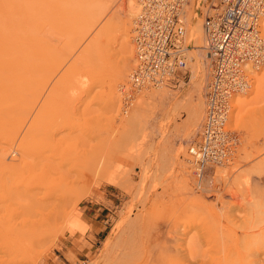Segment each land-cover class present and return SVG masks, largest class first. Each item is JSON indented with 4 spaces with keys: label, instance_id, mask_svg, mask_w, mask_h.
Masks as SVG:
<instances>
[{
    "label": "rangeland",
    "instance_id": "rangeland-1",
    "mask_svg": "<svg viewBox=\"0 0 264 264\" xmlns=\"http://www.w3.org/2000/svg\"><path fill=\"white\" fill-rule=\"evenodd\" d=\"M190 2L186 5L187 32L184 42L187 45L188 73L180 82L150 87L138 95L134 92L130 100L122 101L119 85L128 79L135 63L132 41L134 17L129 28L131 65L126 72L122 71L118 78L115 77L113 83L115 60L123 54L118 45L113 44V38L120 34L122 23L119 16L114 15V24L107 23L108 31L113 32L107 34V38L104 36L102 42L112 46L108 60L114 62L103 60L100 65L82 72L80 77L71 72L73 78L66 79L64 76L62 82L53 88L57 94L49 95L44 102L45 112L49 113L52 108L54 114L51 112L50 122L58 121L64 129L47 143L51 148L48 151L51 154L47 153V156L51 159L44 157L26 168L27 173L35 176L43 174L46 182L42 193H50L52 197L62 194L66 203L58 211L46 212L45 221L41 218V208L31 205L23 208L17 204L21 211L17 217L21 221H18L19 225L24 227V220L26 223L32 221L35 231L41 230V239L36 244L22 246L13 241L15 232L22 228H18L19 225L3 227L4 218L10 215L15 200L0 203V264H130L133 259L144 260L145 255L151 252L156 255L150 254L146 258L157 260L160 257L168 263L172 246L179 243L177 246H183L186 252V241L190 246L188 240L197 237L196 248L202 250L196 249V256L199 258L200 253V258L206 255L208 257L204 259H211L207 264H212V261L218 260V255L223 257V253H228L223 251L222 246L237 241V237L231 234L228 238L227 227L232 226L230 231L259 232L261 236L254 233L255 236H246L244 242L238 238L235 244L239 250L255 244L256 250L264 255V227L256 226L262 219L260 217L264 218V91L258 93L256 90L257 72L251 74L250 88L245 93L235 94L231 100V118L236 113L232 107L236 96L245 98L247 103L242 107L245 113L241 110L238 114L241 116L239 121L230 120L229 115V128L235 129L240 136L234 159L218 167L216 173L213 170L208 172L204 177V180L209 179L205 189L196 186L188 162L187 146L202 121L206 85L211 72L205 36L204 42L200 43L189 35L193 18L199 20L203 32V15L200 12L203 0L194 5ZM0 3L2 19L6 16L15 21L19 17L21 20L18 18L17 21L22 24L34 19L31 13L33 0H0ZM29 25L20 29V34L28 30L27 37L32 40L29 38L32 37ZM17 42L20 43V39ZM193 52L201 56L204 64L202 88L197 87L194 79ZM161 94L164 95L162 102L159 98ZM191 101L201 108L199 120L193 126L189 120ZM28 105L30 111L26 113L35 110L38 102L34 99L28 101ZM168 111L172 113L171 118L167 117ZM65 164L76 167L79 175L73 172V168L71 175L74 176L57 174L56 168H65ZM4 178L5 175L0 181V188ZM231 211V217L237 216L234 222L227 215ZM225 212L226 215L223 214ZM252 226L256 230H250ZM256 236L260 237L256 241L258 243L250 241ZM255 248H252L253 253ZM220 250L223 253L217 254ZM245 251L242 252L247 255L244 254L245 260L255 258L253 253L250 256ZM248 255L249 258H246Z\"/></svg>",
    "mask_w": 264,
    "mask_h": 264
},
{
    "label": "bare ground",
    "instance_id": "bare-ground-1",
    "mask_svg": "<svg viewBox=\"0 0 264 264\" xmlns=\"http://www.w3.org/2000/svg\"><path fill=\"white\" fill-rule=\"evenodd\" d=\"M135 1L125 0L123 2L122 0L121 1L120 0H33L31 13L34 15V19L31 18L32 20H30V23L22 24L21 22H18L17 20L20 19L19 17H18L19 19L17 18V20L15 21L10 17L9 19H7L6 16L4 15H3L4 19L0 17V33L6 34V35H0V181H3L2 176L5 175L4 184L3 185L1 184L2 187L0 188V203H3L7 200H12V199L15 200L11 208L10 215L4 218V222H3L4 228L16 227L19 225V222H21L17 218L20 216V212H21L17 204H20V206H22L23 208H25L28 205L41 208L40 209L41 218L42 220L45 221L47 219L44 217L46 212L50 213L52 210L58 211L61 205L63 203H66V199L62 194H60L61 196L52 197L53 195L51 196L50 193L47 192L42 193L44 183L46 182L44 181L43 174H39L35 176L30 172L27 173L26 167L28 165H32L34 162H37L44 157H47L46 159L50 158V157L48 158L47 153L51 154V152H48L51 148L47 145V143L52 138H54L56 134L58 135V133L62 128L64 129V127H61L60 124H58V121H55V123H53L54 120L53 122H50V118L52 120V117L50 116L52 112V108H50L49 113L45 112L46 108L44 106V102L47 100L49 95L50 96L55 95L56 91L55 89L53 90V88L56 86V84H59L60 81L62 82L64 76L66 77V79L67 78L70 79L71 77L73 78L74 75L80 77L82 72L88 70L90 67H93L94 65L97 64L100 65L101 61L103 62V60H106L109 63L114 62L108 60L109 54L111 55L110 48L112 46L110 45V43H108L107 45L104 43L102 44L104 36L107 38V34L113 32V30L110 32L108 31L107 23L110 25L114 24L113 23L114 15H118L120 20H122V23H121L120 32L118 31L119 29H117V31L120 34L117 38L114 37L115 40L113 38V44L115 46L118 45L120 52L123 54L120 57V59L115 60L116 65L113 68H115L116 71L113 74L112 82L113 83L115 82L114 81L115 77L118 78L119 74H121L122 71L126 72L130 68L132 55H131V45L129 39V28L131 26V19L136 14L134 11L135 10L137 11L136 8L138 7L137 2ZM199 2L200 0H191L190 4L194 5ZM21 18L23 19V17ZM193 19L194 20L191 27V32L189 31L190 32L189 35L194 38H197L198 42L203 43L205 36L203 35L204 31L202 32L201 24L198 22L199 20L197 18H193ZM29 24L31 25V28L29 27L28 29L30 31L32 30V37L29 38H31L32 40H29L27 37L28 30L27 32L25 31L26 33L23 31L24 34H20L23 29L28 27ZM261 29L264 32V17L262 18L261 21ZM10 34L17 37H12ZM18 35H25V36L20 37ZM18 39H20V43L17 42ZM116 40H118V42H116ZM132 41L134 44L133 51H134L135 63L133 68L128 74V79L124 83H121L119 85L120 92L122 93L123 96L122 101L124 100L126 102L130 100L131 94L134 92L137 94L140 93V91H143L144 89L150 87H159L168 82L165 80V82L153 81L147 85L146 84L140 86L132 85V82H130V76L132 70L134 69L137 63L136 61L137 57L135 53L136 37L134 36V33H132ZM207 58H209V55ZM249 63L250 62L245 63L246 68H248L251 65ZM192 67L194 68L193 70L194 79L197 84V87L202 88V84H203L202 81L204 80L203 79L204 64L201 59V56L198 53H194V52L192 53ZM250 71H252L250 75L254 72L258 73L256 74L258 75L256 80L257 81L256 90L258 91V93L264 91V64L254 67V69H250ZM210 77H211V72L208 82L210 80ZM251 84L252 81L250 80L249 85L247 87L238 90L236 93L232 95V97L240 92L245 93L247 89L250 88ZM28 88H31V90ZM159 98L161 99L162 102L164 95L161 94ZM34 99L35 101L38 102V105L35 107V110L26 113V111H30L28 110L29 109L28 101H33ZM192 102L193 101H191L189 120L193 126L199 120L201 108L196 107V105ZM245 103H246L245 98L236 96V98L232 101V107L233 110L236 109L235 110L236 113H234V115L232 114V118H231L230 115L231 107L228 113L226 127L230 130H233L236 138L238 137L237 138L238 143L240 140L239 133L235 129H231L228 126L229 115H230V120L233 119L236 122L239 121V117L241 118V116H238V114L241 113L240 111L242 110V107L244 106ZM245 109L247 110V108ZM243 113H245V110L243 111ZM171 114L172 113L168 111L167 117L171 118L172 116ZM204 114H205V101H204L203 116ZM63 121L64 120H62L61 122L63 123ZM202 121H203V117H202ZM189 161L190 160L188 154V162ZM227 164H229V162L226 163L225 165ZM190 165L192 167L191 171L194 175L196 186L198 188L204 187L202 189H205L206 183L208 182L209 179L204 180L203 178L200 177L197 178V175L195 174V170L192 164ZM72 168L73 165L66 166L65 164V168L57 167L55 172L62 177H70V176H74L71 175ZM217 168L218 167H214L212 169L214 173H216ZM73 172H76V175H79V171L76 167L73 168ZM232 205L233 204H231V207ZM232 208H229V210L230 209L232 210ZM252 211L254 212V210ZM227 212L223 214L226 215ZM232 212L233 211H231L230 215L229 214L227 215L228 218L230 220H233L234 222L237 216L235 218L231 217ZM256 214L258 213H256L255 210V215ZM233 215L235 216V214ZM254 218L253 220L258 221V219H254ZM260 218L262 219H259L260 222L256 224V226L259 225L260 227L261 226L264 227V218L262 216ZM227 222L230 224L228 220ZM24 223H25L24 227L21 224L19 225L18 228H22V230L15 232L13 236V241L21 246L36 244L35 242L41 239L40 237L41 230L37 229V231H35L32 221L26 223L24 220ZM232 227H227L229 228V231H227L228 229L226 230L227 234H229L228 238L231 237L230 236L231 234L232 236L237 237L236 238L237 241L241 239V241L243 240L244 242L246 236H250L251 234L255 236L254 233H256V235L258 234V236L260 235V233L257 231L251 234L248 233L247 230H246L247 233H244L243 231L242 232L238 231L239 232L238 233L235 230L230 231L233 229ZM252 227L253 228H249V229L250 230L254 229L255 226ZM221 230L223 231V229ZM258 236H256V238L254 239L252 237V240L250 241L255 240L256 242L257 240H260V237L258 239ZM212 237H214V235ZM197 238L196 239L192 238L188 240L191 242L190 246H188L189 243L186 241V243L188 244L187 245L185 243L186 246L188 247L184 245L186 249L188 248V251L186 250V252L184 251V248H182L183 246L182 247L177 246V244L179 243H176L174 246H172V248L170 249L171 258L169 259L168 263L166 259H161L160 257H159L160 260H158L159 259L158 257L157 260L151 259L152 257L146 258L147 255L154 254L150 250L149 251L151 253L147 254L148 252L147 250V252L145 253L147 255H145V259L143 258L144 260H138V258L137 259L132 258L133 260L130 261V264H207V262H209V260L211 259L209 258L208 260L204 259L208 257L205 255L206 252L202 253L203 255H205L202 258H200L201 257L200 252H199L200 253L199 258L198 256H196L197 254L196 249L200 248V247L196 248V246L198 245ZM233 240H231V242ZM228 241H230V239ZM263 241L264 238L262 239V242ZM236 242L233 241L234 244L231 243L232 245H229L230 243L226 242L229 246L224 245L222 247H223V251H226L228 253L224 254L220 250V252L217 254L223 253V257H220L218 255L217 256L218 260L212 261L213 262L212 264H247V263L263 264L264 263V255L263 254L261 255V253H259V249L258 251L256 250V248L254 247L255 244H252L250 246L251 249L250 247L248 249L242 247L243 250H239L237 244H235ZM243 242L239 241V243L241 244ZM248 242L249 240L247 241V243ZM218 243L220 244L221 242ZM247 245L249 246L250 244ZM252 248H255L256 251L255 253H253L254 249ZM201 250L199 249V251ZM244 250H246L245 252L249 255L253 253L252 257L254 256L255 258L250 259L248 255V257L246 258H249V260H245L244 256L246 254L242 253ZM184 254L189 255V257L185 258ZM209 254L211 255V252ZM142 255L144 254L142 253ZM154 255L152 256L155 257ZM215 255L213 254L214 257H216ZM218 257H220L221 260Z\"/></svg>",
    "mask_w": 264,
    "mask_h": 264
},
{
    "label": "built area",
    "instance_id": "built-area-1",
    "mask_svg": "<svg viewBox=\"0 0 264 264\" xmlns=\"http://www.w3.org/2000/svg\"><path fill=\"white\" fill-rule=\"evenodd\" d=\"M136 1L132 33L137 63L130 82H180L188 73L184 42L190 0ZM200 12L211 77L203 121L187 152L197 178L204 179L214 167L230 162L237 149L238 137L226 127L228 113L232 95L249 85L250 69L264 64V0H203Z\"/></svg>",
    "mask_w": 264,
    "mask_h": 264
}]
</instances>
